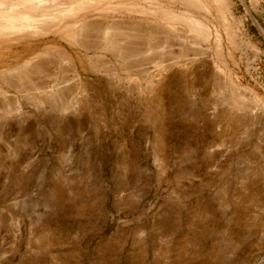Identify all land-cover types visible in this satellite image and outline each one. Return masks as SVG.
Here are the masks:
<instances>
[{"label": "rangeland", "instance_id": "obj_1", "mask_svg": "<svg viewBox=\"0 0 264 264\" xmlns=\"http://www.w3.org/2000/svg\"><path fill=\"white\" fill-rule=\"evenodd\" d=\"M182 1L155 46L72 49L78 79L57 36L0 47L44 65L0 63V264H264V0H203L202 28Z\"/></svg>", "mask_w": 264, "mask_h": 264}, {"label": "bare ground", "instance_id": "obj_2", "mask_svg": "<svg viewBox=\"0 0 264 264\" xmlns=\"http://www.w3.org/2000/svg\"><path fill=\"white\" fill-rule=\"evenodd\" d=\"M212 1H213L212 5L214 6V8L218 12V14L223 18L226 15L225 14L226 8H227L226 0H212ZM182 2L184 3V9L180 11L179 15L181 14L180 16H184L188 26L202 28L201 27L202 21H199L200 19L198 20L195 17L196 15H194L192 12H194L193 8H200V7L204 6L203 0H183ZM164 4H165L164 0H0V47H1V50H3L2 47H6V49L11 50L12 49L11 46L16 45L17 43L20 42V40H22L23 38H25L27 36L32 37V36L43 35V37H44V35H46V34H52L54 36H57V37H59L58 44H52L50 46H45L44 51L45 52H47V50H48V52L53 51L58 58L57 59L58 62H62L66 65V67H69V70L71 71L72 76L75 77L76 79H78V76H79L78 73L79 72L77 73L78 70H77L76 59L72 56V51H71L72 49L84 48V49L88 50V48L91 49V47H95V46L101 44V46H103V49L109 50L113 54H119V53L123 54L122 52H127L129 49L132 48V45L134 42H132V44H131L127 40H129L128 38L132 37L134 34L140 35L143 37V39H145V46L146 47L151 46V45H153L152 40H151V38H152L151 36H153L155 33H157L158 30H153V29L149 30L150 27H148L146 20H145V17L148 15V13H150L149 9L155 8L156 12L160 15V19L173 18V16H175V13H172V11L168 7H165ZM191 6L193 8H191ZM103 10L107 11V12H113V13H117V12H126L129 14L138 13V14H140L141 17L139 16L140 19L135 20L133 18L131 19L128 17L127 18H116V17L110 18L108 16L106 17V16H102V15H101V17L94 16L93 13H97V15L102 14L101 11H103ZM198 14H199V12H198ZM152 21H153V19H152ZM172 23H174V22H172ZM160 24H161V21H160ZM159 25L157 23V26H159ZM169 25H171V23ZM161 26H162V24H161ZM182 28H184V27H182ZM184 29H186V28H184ZM189 33H190V31H189ZM89 34H93L94 36L96 35L98 38V39L94 40L93 41L94 43H92V44H89V40H90ZM158 36H156V37L160 39V37H158ZM142 37H140V38H142ZM137 39H139V38H137ZM160 40H162V39H160ZM157 41L158 40H156V42ZM191 42H193V41L191 40ZM39 44H41V43H39ZM41 45H43V44H41ZM139 45L141 46L140 43H139ZM161 45H160V47H161ZM153 46H155V45H153ZM156 46L159 47V45H156ZM164 46H162V47L164 48ZM41 48H43V47H41ZM22 49H23V47H22ZM134 49H132V51ZM141 49H142V47H141ZM147 50H148V48H147ZM157 50H158V48H157ZM25 51H28V50H25ZM135 51H136V49H135ZM138 51H139V49H138ZM132 54H134V53H132ZM20 55H23V54H20L18 51L13 52L10 55L8 54L7 56H5V55L1 56V54H0V63L8 64L7 66H5L6 67L4 70L5 74L2 78L5 82H8V84L10 86H13V87H17V85H16V83H11L7 79V77H6L7 74H11V73L14 74L15 73L17 75L18 80H27L28 81L30 72L38 73V72L42 71V69H44V65L41 62H39L38 59L36 60V56H34L33 58L30 57L28 59L29 62L33 63V66L30 70H25V68L21 67V66H17V67L10 66L8 60H11V61L19 60L21 58ZM119 56H120V54H119ZM124 56H125V54H124ZM131 56L136 57L134 55H131ZM25 64L27 65V63H25ZM51 66H53V65H51ZM99 68H101V67H99ZM41 75H39V76H41ZM54 75L56 77V73ZM57 79H58V76H57ZM32 85H33V82H32ZM48 88H50V87H48ZM64 88L65 87H63V89ZM57 91L58 90L53 91L54 93L53 92L52 93L55 96H57L58 95ZM50 92H51V90H50ZM39 93H41V92H39ZM40 96H41V94H40ZM11 97H13V95ZM30 99H32V98H30Z\"/></svg>", "mask_w": 264, "mask_h": 264}]
</instances>
